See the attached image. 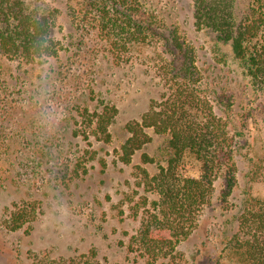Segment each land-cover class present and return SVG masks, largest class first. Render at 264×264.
Wrapping results in <instances>:
<instances>
[{
  "label": "rangeland",
  "instance_id": "obj_1",
  "mask_svg": "<svg viewBox=\"0 0 264 264\" xmlns=\"http://www.w3.org/2000/svg\"><path fill=\"white\" fill-rule=\"evenodd\" d=\"M97 1L111 10L113 0ZM135 1L155 26L144 42H128L100 14L103 21L90 11L82 19L85 0H27L31 8L53 13L56 56L25 62L0 51V264L82 257L97 264H149L128 249L147 208L142 201L155 199L136 167L158 174L168 137L144 129L149 141L130 162L119 156L129 136L125 125L171 91L165 71L174 54L166 39L172 37L192 50L199 92L226 123L236 183L220 198L225 189L218 179L173 259L154 264H238L223 250L222 238L235 234L234 218L245 199L264 201V92L253 89L228 44L194 26L191 0ZM104 106L116 111L108 141L82 123L91 118L94 129ZM187 175H197L193 164ZM21 203L33 206V220L6 230L11 206Z\"/></svg>",
  "mask_w": 264,
  "mask_h": 264
},
{
  "label": "trees",
  "instance_id": "obj_2",
  "mask_svg": "<svg viewBox=\"0 0 264 264\" xmlns=\"http://www.w3.org/2000/svg\"><path fill=\"white\" fill-rule=\"evenodd\" d=\"M191 1L194 26L211 31L219 41L228 44L253 89L264 92V0ZM100 5V1L85 0L82 19H88L90 13L100 14L114 31L127 36V41L133 44L144 42L153 33L152 16L135 0H113L111 10ZM53 17L45 7L31 8L27 0H0V51L25 62L56 56L50 39ZM166 41L174 53L165 71L171 91L160 102L152 100L139 121L125 125L129 136L119 156L121 162H130L132 154L149 141L144 129L168 137L166 164L159 168L158 174L150 175L136 167L145 191L153 193L155 199L142 201L147 208L142 210L139 226L128 240V249L149 264L173 259L176 246L196 228L198 215L210 203L218 179L225 189L220 198L229 194L236 183L233 140L226 123L199 92L193 52L176 37ZM114 113L113 107L104 106L96 115L94 129L91 118L82 123L87 132L108 141L107 127ZM143 161L152 162L146 156ZM191 164L197 169L196 176L187 175ZM33 217L31 204H13L3 227L16 231ZM234 219L236 232L230 238L223 235V250L233 254L238 264H264V201L245 199ZM54 264L97 263L82 257L81 261L68 259Z\"/></svg>",
  "mask_w": 264,
  "mask_h": 264
}]
</instances>
